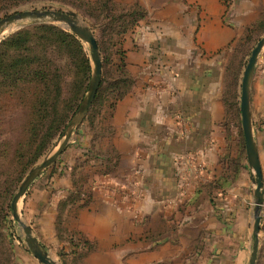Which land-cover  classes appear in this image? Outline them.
Segmentation results:
<instances>
[{
  "label": "crops",
  "instance_id": "obj_1",
  "mask_svg": "<svg viewBox=\"0 0 264 264\" xmlns=\"http://www.w3.org/2000/svg\"><path fill=\"white\" fill-rule=\"evenodd\" d=\"M112 2L145 10L124 43L129 69L140 75L133 91L103 110L101 127L110 133L95 145L98 152L81 156L84 170L78 177L93 184L86 187L91 199L69 208V230L90 244L88 264H248L254 242L253 173L242 171L234 181L230 160L239 132L224 124L222 72L197 52L199 45L213 51L229 41L221 0ZM233 5L236 19L257 18L264 0H234ZM254 134L264 176V135L255 127ZM90 138L79 140L83 148ZM112 150L119 167L103 173L116 162L107 156ZM198 152H206L209 173L205 180L190 176L193 187L181 199L180 160ZM73 159L64 174L50 182L40 176L30 189L45 232L55 227L57 208L73 190ZM220 176L227 179L223 190L202 187L197 194L199 185ZM261 225L257 264L264 262V208Z\"/></svg>",
  "mask_w": 264,
  "mask_h": 264
},
{
  "label": "rangeland",
  "instance_id": "obj_2",
  "mask_svg": "<svg viewBox=\"0 0 264 264\" xmlns=\"http://www.w3.org/2000/svg\"><path fill=\"white\" fill-rule=\"evenodd\" d=\"M221 3L225 8L222 21L231 31L229 41L222 49L213 51H206L199 45V51L197 52L201 61L212 62L222 72L221 93L224 106L227 105L228 108V112H225L224 124L226 127H236L239 132V141L235 145L232 160H230L234 181H238L242 171H252L247 161L240 107L242 80L246 66L253 49L264 37V9L257 18L236 19L232 13L234 0H221ZM35 10H57L75 13L81 22L92 29L100 44L104 81L103 94L100 99L108 97L109 103L105 102L107 100L104 101L106 108L111 107L110 103L113 101V96H109V93L112 90L125 91L129 86L131 91L135 89L140 74L138 76L134 75L129 69L127 51L124 49L125 39L129 32L116 34V32L111 31L109 19L104 18L102 14H99L100 17L94 16L92 9L82 5L77 0H0V20L14 14ZM198 22V26L201 27L202 20L199 19ZM113 23L115 24V22ZM37 25L56 24L25 22L19 28L3 34L0 37V42L22 29ZM82 44L91 62L90 84L93 75V63L89 46L83 42ZM67 61V58L58 55L57 62L59 64H66ZM73 77L75 82L80 80L74 74L67 73L66 90L71 88L70 84L73 82ZM88 89L78 109L71 116V120L77 114ZM250 105L256 133L264 135V129H260V123H264V50L259 57L252 80ZM102 117V114L98 116L97 112H93L89 119L84 120L73 134L69 145L57 162L41 175L42 180L49 181L64 174L70 166L69 159L71 156L75 157L72 160V164H74L73 172L75 178H78L79 170H81L80 173L84 170L82 163H80L81 156L98 152L95 145L99 144L101 140L100 135L103 131L101 126H104ZM71 120L67 121L65 125L59 126V129L54 134L51 133L50 137L49 133L47 134L45 130H42L38 141L30 145V128L33 121L27 109L15 108L12 105L0 106V264H42L35 258L25 242L24 228L14 218L12 201L29 171L58 149V145L63 140L64 132ZM60 123H62V119ZM84 130L85 132L82 133ZM83 136H91L89 147L83 148L84 146L79 142ZM42 144H44V149L40 153L39 148ZM262 147L264 149V144H262ZM118 167L119 161L115 170ZM250 185L252 187V182ZM253 186L255 187L254 183ZM30 189L19 202L18 210L21 221L31 227L33 235L57 264H88L86 258L91 250H87L89 247L85 249V246H82L80 241L83 240H80L78 233L69 230L68 217H66L69 209H66L65 213L60 212L63 215L56 218L55 227L45 232L39 221V212L31 202L33 191L30 192ZM57 211L59 213V206ZM261 264H264V262Z\"/></svg>",
  "mask_w": 264,
  "mask_h": 264
},
{
  "label": "trees",
  "instance_id": "obj_3",
  "mask_svg": "<svg viewBox=\"0 0 264 264\" xmlns=\"http://www.w3.org/2000/svg\"><path fill=\"white\" fill-rule=\"evenodd\" d=\"M77 1L92 9L94 16L100 17L99 14H102L104 18L109 19L110 30L116 34H125L133 30L145 17V10L138 5L129 7L114 3L112 0ZM98 45L100 48L99 41ZM58 55L67 58V63L59 64L57 62ZM67 73L80 78L75 82L73 77L69 90L65 88ZM90 77L91 62L82 42L74 34L59 26H33L22 29L0 42V106L12 105L15 108L27 109L33 121L30 128V145L38 141L42 130L49 133L50 137L51 133L54 134L59 129V126H63L71 120V116L78 109L88 89ZM103 85L102 79L87 119L93 112H97L98 116L102 114L106 108L105 102L109 103L107 96L106 99H100L103 94ZM130 92V86L125 91L112 90L109 93V96H113V98L111 97L113 99L110 103L111 107ZM226 99L228 98L226 97ZM225 109L228 112L227 105H225ZM61 119L62 123H60ZM107 132L110 133V129L104 128L100 135L101 138ZM43 149L44 144L39 148L40 153ZM107 156L116 162L107 165V170L103 173L115 171L119 161V156L114 150L109 151ZM230 169H232L231 166ZM73 178V190L65 200L61 201L58 218L63 215L60 212L65 213L66 209H72L78 201H85V204H88L91 199V192L86 188L93 185L90 184V179L84 176L75 178V174H73ZM226 182L227 179L224 181L222 176L217 177L210 183L199 185L197 194L202 190V187H207L210 190H223ZM80 240H83L80 242L82 246H85V249L87 247H89L87 250L91 249L90 244L82 236H80Z\"/></svg>",
  "mask_w": 264,
  "mask_h": 264
},
{
  "label": "water",
  "instance_id": "obj_4",
  "mask_svg": "<svg viewBox=\"0 0 264 264\" xmlns=\"http://www.w3.org/2000/svg\"><path fill=\"white\" fill-rule=\"evenodd\" d=\"M25 22L32 24L50 23L62 27L65 31L74 34L80 41L89 46L90 56L93 63V75L89 84L88 93L81 104L77 114L70 121L63 135V140L58 145V149L43 160L41 163L32 168L22 184L20 185L16 195L12 201V210L14 218L23 225L25 233V242L36 259L42 264H57L45 251L43 245L33 235L30 226L25 225L19 216V202L26 196L33 183L50 167H52L59 157L64 153L70 143L75 131L82 125L86 119L103 79V61L98 45L97 38L92 29L79 20L75 13L61 12L57 10H35L14 14L0 20V37L5 33L6 29L14 24L23 25ZM264 50V37L257 43L252 51L246 66L244 77L242 80V96H241V115L242 128L246 144L247 161L250 169L253 171L254 191V242L252 246L251 257L248 264H257L259 257L260 233L263 221L264 208V176L260 161L259 150L257 147L254 126L251 113V86L257 62Z\"/></svg>",
  "mask_w": 264,
  "mask_h": 264
},
{
  "label": "built area",
  "instance_id": "obj_5",
  "mask_svg": "<svg viewBox=\"0 0 264 264\" xmlns=\"http://www.w3.org/2000/svg\"><path fill=\"white\" fill-rule=\"evenodd\" d=\"M205 157L206 152H198L187 154L180 160V165L182 166L183 171V174L180 175L181 199L187 198L190 194L191 187H193L190 176L196 175L199 180H205L203 177L207 174V172L209 173Z\"/></svg>",
  "mask_w": 264,
  "mask_h": 264
},
{
  "label": "bare ground",
  "instance_id": "obj_6",
  "mask_svg": "<svg viewBox=\"0 0 264 264\" xmlns=\"http://www.w3.org/2000/svg\"><path fill=\"white\" fill-rule=\"evenodd\" d=\"M20 26H21V25H16V24H14V25L8 27V28L6 29V31H5L4 34H6V33L10 32V31H12V30H14V29H17V28H19ZM2 36H3V35H2Z\"/></svg>",
  "mask_w": 264,
  "mask_h": 264
}]
</instances>
